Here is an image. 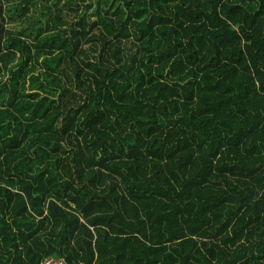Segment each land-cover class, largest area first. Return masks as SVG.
Listing matches in <instances>:
<instances>
[{
  "label": "trees",
  "instance_id": "obj_1",
  "mask_svg": "<svg viewBox=\"0 0 264 264\" xmlns=\"http://www.w3.org/2000/svg\"><path fill=\"white\" fill-rule=\"evenodd\" d=\"M264 264V0H0V264Z\"/></svg>",
  "mask_w": 264,
  "mask_h": 264
},
{
  "label": "built area",
  "instance_id": "obj_2",
  "mask_svg": "<svg viewBox=\"0 0 264 264\" xmlns=\"http://www.w3.org/2000/svg\"><path fill=\"white\" fill-rule=\"evenodd\" d=\"M42 264H65L62 258L48 256L42 260Z\"/></svg>",
  "mask_w": 264,
  "mask_h": 264
}]
</instances>
